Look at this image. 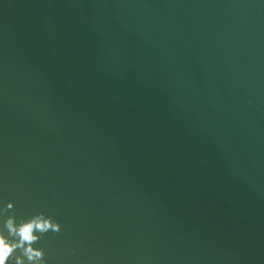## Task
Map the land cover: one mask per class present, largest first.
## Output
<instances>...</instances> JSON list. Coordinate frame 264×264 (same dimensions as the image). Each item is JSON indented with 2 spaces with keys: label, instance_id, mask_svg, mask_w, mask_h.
I'll use <instances>...</instances> for the list:
<instances>
[{
  "label": "water",
  "instance_id": "obj_1",
  "mask_svg": "<svg viewBox=\"0 0 264 264\" xmlns=\"http://www.w3.org/2000/svg\"><path fill=\"white\" fill-rule=\"evenodd\" d=\"M41 215L7 264H264V0H0V234Z\"/></svg>",
  "mask_w": 264,
  "mask_h": 264
},
{
  "label": "clouds",
  "instance_id": "obj_2",
  "mask_svg": "<svg viewBox=\"0 0 264 264\" xmlns=\"http://www.w3.org/2000/svg\"><path fill=\"white\" fill-rule=\"evenodd\" d=\"M8 207L11 208L12 205L9 204ZM7 228L11 235L19 237V241L16 243L8 242L6 238L0 234V264H7L9 257L16 248L23 249L24 255H26L30 261L42 257L43 253L41 251L32 248V243L38 239L34 233L36 231L44 233L50 229L59 231L60 226L41 215L27 223L21 224L19 227L16 226L14 219L10 218L7 221ZM25 245H27V247H25ZM17 264H22V260L18 258Z\"/></svg>",
  "mask_w": 264,
  "mask_h": 264
}]
</instances>
